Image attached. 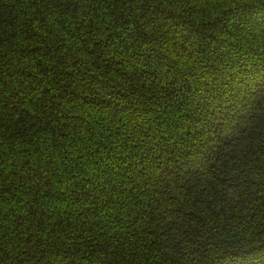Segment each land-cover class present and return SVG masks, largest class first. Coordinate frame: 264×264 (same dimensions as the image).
I'll use <instances>...</instances> for the list:
<instances>
[{
  "label": "trees",
  "instance_id": "1",
  "mask_svg": "<svg viewBox=\"0 0 264 264\" xmlns=\"http://www.w3.org/2000/svg\"><path fill=\"white\" fill-rule=\"evenodd\" d=\"M262 247L264 0H0V264Z\"/></svg>",
  "mask_w": 264,
  "mask_h": 264
},
{
  "label": "snow or ice",
  "instance_id": "2",
  "mask_svg": "<svg viewBox=\"0 0 264 264\" xmlns=\"http://www.w3.org/2000/svg\"><path fill=\"white\" fill-rule=\"evenodd\" d=\"M224 264H264V247L259 250L256 256H230Z\"/></svg>",
  "mask_w": 264,
  "mask_h": 264
},
{
  "label": "rangeland",
  "instance_id": "3",
  "mask_svg": "<svg viewBox=\"0 0 264 264\" xmlns=\"http://www.w3.org/2000/svg\"><path fill=\"white\" fill-rule=\"evenodd\" d=\"M229 47V46H228ZM253 73V72H252ZM256 76L258 75L259 77L261 76V75H259L260 73L257 71L256 73H254ZM227 77V76H226ZM251 77H253L252 75H251ZM221 81L222 82H224V83H227V80L225 79V77H222L221 76ZM226 81V82H225ZM254 82V81H253ZM223 85V84H222ZM240 88V87H239ZM240 97V96H239ZM228 101V103L230 102V100H227ZM227 104V103H226ZM221 133L223 134V136L226 138V139H228V138H230L231 137V134H228L227 132H226V130H225V128H224V130L222 129L221 130ZM222 258V257H221ZM220 259V258H219ZM219 259H217L218 261H219ZM223 259V258H222ZM223 261H225V260H223ZM218 263V262H217Z\"/></svg>",
  "mask_w": 264,
  "mask_h": 264
}]
</instances>
